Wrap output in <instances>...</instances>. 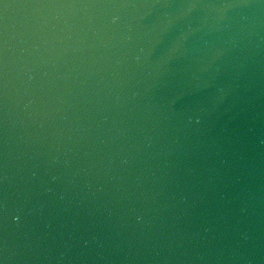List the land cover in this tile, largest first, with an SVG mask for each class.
Here are the masks:
<instances>
[{
	"label": "water",
	"instance_id": "obj_1",
	"mask_svg": "<svg viewBox=\"0 0 264 264\" xmlns=\"http://www.w3.org/2000/svg\"><path fill=\"white\" fill-rule=\"evenodd\" d=\"M0 264H264V0H0Z\"/></svg>",
	"mask_w": 264,
	"mask_h": 264
}]
</instances>
